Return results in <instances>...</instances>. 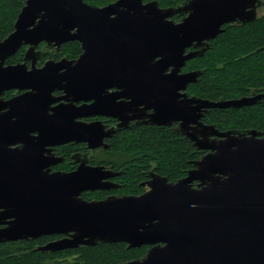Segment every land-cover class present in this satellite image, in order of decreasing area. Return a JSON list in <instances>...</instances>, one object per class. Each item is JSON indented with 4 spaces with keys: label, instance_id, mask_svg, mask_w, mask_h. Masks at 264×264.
Masks as SVG:
<instances>
[{
    "label": "water",
    "instance_id": "obj_1",
    "mask_svg": "<svg viewBox=\"0 0 264 264\" xmlns=\"http://www.w3.org/2000/svg\"><path fill=\"white\" fill-rule=\"evenodd\" d=\"M262 4L185 0L161 8L156 1L116 0L95 7L84 0H25L13 31L0 42V91L25 82L20 88L49 95L64 90L60 98L74 101L69 96L80 89L121 86L130 100L125 105L152 109L147 114L151 124L178 122L179 134L205 154L174 183L149 173L142 184L148 190L139 196L87 202L82 192L106 188L102 180L118 173L83 166L71 173L43 172V159L33 147L91 144L99 137L93 124L75 121L81 115L73 105L52 108L47 128L26 142L30 150L19 154V165L0 166V199L13 207L8 215L13 220L5 222L0 242L59 235L39 250L123 243L150 246L142 259L124 264H264V137L254 130L219 131L200 121L210 108H241L260 101L264 93L225 101L179 93L201 74L180 73L186 62L202 56L223 26L255 21ZM182 15L177 23L170 19ZM40 41H77L83 53L77 60L49 61L30 71L25 64L3 66L22 44ZM189 48L195 50L185 53ZM35 96L29 92L17 100Z\"/></svg>",
    "mask_w": 264,
    "mask_h": 264
},
{
    "label": "trees",
    "instance_id": "obj_2",
    "mask_svg": "<svg viewBox=\"0 0 264 264\" xmlns=\"http://www.w3.org/2000/svg\"><path fill=\"white\" fill-rule=\"evenodd\" d=\"M84 1L91 6L109 3V0ZM179 1L176 6L185 0ZM24 2L0 0V38L13 31V24ZM223 29L209 42V48L202 56L189 61L188 69L201 71L197 81L191 85V93L210 101L264 93V15L244 25H225ZM68 46L72 50L77 48L73 44ZM202 121L219 131L254 130L264 136V97L241 108H210ZM110 148L117 151L110 159V166L118 171L115 191L132 196L144 193L142 183L148 180L149 173H156L174 183L184 178L194 168V162L205 154L186 138L156 125L122 131L113 138ZM69 150L67 147L64 152ZM37 242L42 243L41 240ZM32 244L33 241H19L13 243L15 249L12 245H0V264H66L72 256L79 264H124L142 257L146 249L128 248L123 243H98L41 253L33 250Z\"/></svg>",
    "mask_w": 264,
    "mask_h": 264
},
{
    "label": "flooded vegetation",
    "instance_id": "obj_3",
    "mask_svg": "<svg viewBox=\"0 0 264 264\" xmlns=\"http://www.w3.org/2000/svg\"><path fill=\"white\" fill-rule=\"evenodd\" d=\"M182 17H184V15L174 16L170 19L173 20L172 18H177V21L173 20L177 23L181 21ZM8 35L10 34L1 37L0 42ZM69 44H73L77 48L72 50L71 46H68ZM194 50V48H189L185 51V53ZM82 53L81 44L77 41L63 43L40 41L36 45L22 44L14 54L5 58L3 66L25 64L26 70L30 71L32 67L36 69L42 68L49 61L57 62L61 59L77 60ZM191 60L186 62L180 73L195 71L187 68L188 63ZM62 71L65 70L63 69ZM169 71L170 69L167 72ZM193 84L194 83L188 84L185 90H182L179 93L184 94L188 99L196 97L193 93H191L190 89ZM15 85L16 86L13 88L0 91V166L8 164L19 165V154H23L24 152L30 150L27 148L26 142L31 138L40 136L41 133L45 131L47 128V114H53L52 108H56L60 105H73V107L78 109L81 116L76 118L75 121L83 124H93V131L95 132V135L99 137L95 138L91 144L83 141L77 143L69 142L65 144H56L53 146L37 145L33 147L31 150L39 152L38 154L43 159L41 167L43 172L71 173L83 166L103 167L105 170L116 173L118 171L110 166V159L114 158L115 152H117L110 148L113 138L122 131H129L145 125H155L147 122V114L153 113L152 109L147 110L142 104H138L136 106L125 105V103L130 100L125 96V88L121 86L109 87L100 92L93 88L80 89L74 95L69 96L75 100L68 101L60 98L66 95L64 90H54L51 95H49L43 89L34 91L32 88H20L26 85L25 82L22 84L17 83ZM29 92L35 93L36 96L22 102L17 100L20 96ZM52 96L54 98H58V100L53 101ZM110 97L113 98V100L110 101ZM14 100L17 101L14 102ZM95 102H101L107 106L100 108L94 107L93 105ZM205 113L206 112H203V117ZM61 114L64 119L67 117L66 114ZM203 117L200 119L202 123ZM156 126L168 128L171 133L182 136L179 134L180 128L178 122H172L167 126ZM191 126H193V124H191ZM182 137L186 138L185 136ZM262 137L264 136L262 135ZM67 147L70 148V150L65 153L64 150ZM21 157L24 158L23 156ZM45 160H47L49 164H47ZM115 177L117 176L108 177L102 180L101 183H103V186L106 188L86 190L80 194V197L87 202H93L102 201L110 196H132L117 193L115 191L117 189ZM145 181L143 183H145ZM193 186H195V182L193 183ZM142 187L145 191L148 190V187ZM12 212L13 207L3 204L0 199V231L7 227L5 222L13 220V217L8 219V215L12 216V214H10ZM60 238H62V236L51 235L21 241H33V250L41 253H48L39 249L49 242ZM37 240H41L42 243L37 242ZM16 242L19 241L5 243L0 242V245H12V248H15L13 247V243ZM142 247L146 248L145 253L137 260L142 259L150 248V246H141L139 248ZM74 264L79 263L75 262Z\"/></svg>",
    "mask_w": 264,
    "mask_h": 264
},
{
    "label": "rangeland",
    "instance_id": "obj_4",
    "mask_svg": "<svg viewBox=\"0 0 264 264\" xmlns=\"http://www.w3.org/2000/svg\"><path fill=\"white\" fill-rule=\"evenodd\" d=\"M116 0H109L108 2L111 4L113 2H115ZM151 1H156L159 4V7L161 8H166L164 6H168V5H172V6H176L180 1L179 0H143L144 3L147 2H151ZM109 3H105V4H100V5H95V6H105L106 4L109 5ZM103 6V7H104ZM107 6V5H106ZM168 8V7H167ZM264 15V2L262 4V6L257 10V17L260 18ZM174 21H177V18H172ZM172 20V21H173ZM15 249V248H14ZM75 262H77L76 258L74 256L69 257L68 258V262L66 264H74Z\"/></svg>",
    "mask_w": 264,
    "mask_h": 264
},
{
    "label": "bare ground",
    "instance_id": "obj_5",
    "mask_svg": "<svg viewBox=\"0 0 264 264\" xmlns=\"http://www.w3.org/2000/svg\"><path fill=\"white\" fill-rule=\"evenodd\" d=\"M256 94V93H255ZM258 94V93H257ZM251 96V95H250ZM219 130V129H218ZM153 173V172H152Z\"/></svg>",
    "mask_w": 264,
    "mask_h": 264
}]
</instances>
